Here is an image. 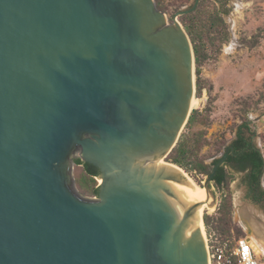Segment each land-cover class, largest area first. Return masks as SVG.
I'll return each instance as SVG.
<instances>
[{"label": "water", "instance_id": "95a60500", "mask_svg": "<svg viewBox=\"0 0 264 264\" xmlns=\"http://www.w3.org/2000/svg\"><path fill=\"white\" fill-rule=\"evenodd\" d=\"M199 2L170 22L156 0H0V264H210L216 169L200 190L166 162L196 93L179 17ZM76 150L99 200L76 193Z\"/></svg>", "mask_w": 264, "mask_h": 264}, {"label": "rangeland", "instance_id": "374dc122", "mask_svg": "<svg viewBox=\"0 0 264 264\" xmlns=\"http://www.w3.org/2000/svg\"><path fill=\"white\" fill-rule=\"evenodd\" d=\"M163 1L170 22L176 14L191 9L196 2V0ZM201 1L209 6L215 5L222 13L229 38L220 49L216 47L209 50V60L202 73L206 88L201 96L197 94L196 89L194 96L198 103L193 111L199 110L208 116L205 124H199L193 130V132H203L205 136V144L199 155L208 164L220 158L236 137L239 126L248 121L252 132L255 133L253 142L264 157V0ZM186 131L185 127L182 134ZM82 173L81 167L74 166L76 189L85 198H95L86 194L77 184ZM187 174L198 187L204 189L207 177ZM244 179V173L236 172L232 173L228 184L224 187L218 188L211 183L215 204L213 209L204 211L203 219L206 213L218 216L217 212L222 200L227 199L233 207L234 227L231 240L247 237L248 240L253 238L264 245V233L259 234L254 229L257 225L262 232L264 231V202L255 204L248 198ZM97 180L100 185L101 180L99 178ZM261 185L264 190V172ZM250 210L255 214L250 213ZM204 231L209 250L210 241H216L215 235L209 237L210 229H207L206 225ZM256 258L259 264H264V256H256Z\"/></svg>", "mask_w": 264, "mask_h": 264}, {"label": "trees", "instance_id": "16d2710c", "mask_svg": "<svg viewBox=\"0 0 264 264\" xmlns=\"http://www.w3.org/2000/svg\"><path fill=\"white\" fill-rule=\"evenodd\" d=\"M158 8L167 13L163 0H156ZM180 23L183 25L187 34L190 37L194 48L195 63H196V89L199 96L202 95L206 88V82L202 77L203 68L209 60V50L216 48L220 49L229 38L227 24L218 8L213 5H206L203 1L199 3L197 8L188 14L180 17ZM208 121V116L199 110L193 111L184 132L166 162L174 164L187 173H192L194 177L199 175L209 177L212 175L215 167L220 162L219 159L214 160L211 164L199 155L205 144V136L203 132H193L199 124H205ZM255 133L252 132L249 122L246 121L239 126L237 139L234 140L232 146L229 147V152L225 163L218 167L214 177L213 184L220 188L228 184L232 176L229 167L234 168L237 172H243L248 168L251 173L248 175L247 182L250 190L248 198L255 204L264 202V190L261 185V179L264 172V157L259 148L253 142ZM76 165H84L82 176L77 180V184L84 190L86 194L93 197L99 196V183L97 176L100 174L99 169L85 163L81 159L75 161ZM233 207L232 203L223 199L217 215H204V223L208 231L209 237L215 235L216 241L213 244L216 248H224V258L220 264H240L239 257L234 254L236 241L231 240V232L233 230Z\"/></svg>", "mask_w": 264, "mask_h": 264}, {"label": "built area", "instance_id": "2783aa9c", "mask_svg": "<svg viewBox=\"0 0 264 264\" xmlns=\"http://www.w3.org/2000/svg\"><path fill=\"white\" fill-rule=\"evenodd\" d=\"M213 244V241H210L209 244V254H210V264H220V262L224 258V248L218 247L216 248ZM234 254L239 257L240 264H259L256 253L249 243L247 237L241 238L236 241Z\"/></svg>", "mask_w": 264, "mask_h": 264}, {"label": "flooded vegetation", "instance_id": "af4514ba", "mask_svg": "<svg viewBox=\"0 0 264 264\" xmlns=\"http://www.w3.org/2000/svg\"><path fill=\"white\" fill-rule=\"evenodd\" d=\"M237 139V135H236V137L233 139V141L231 142V144L230 145H228L227 147H226V149L224 150V152H223V154H222V156L220 157V158H218L220 161L221 160H224L223 161V163L221 164V165H223L224 163H225V160H226V157H227V155H228V152H229V147H233L232 146V143L234 142V140H236ZM234 148V147H233ZM234 150V149H233ZM77 159H81V160H83L82 158H81V155H80V153L78 152V150H76V151H74V153H73V155L71 156V161H73L74 163H75V161L77 160ZM86 163V162H85ZM89 164V163H88ZM90 165H92V164H90ZM221 165H219V163H218V165L215 167V169H216V171H217V169H218V167H220ZM75 166H78V167H81L82 168V170H84L85 169V166L84 165H76L75 164ZM92 166H94V165H92ZM95 167V166H94ZM97 168V167H96ZM97 169H99V168H97ZM214 169V170H215ZM229 170L232 172V173H236L237 171L236 170H234V168H232V167H229ZM99 171H100V174L97 176V178L101 175V170L99 169ZM216 171H215V173H216ZM214 172V171H213ZM215 173H214V175H215ZM242 173H244L245 174V183H246V187H247V196H248V192H249V190H250V187H249V184H248V182H247V179H248V175L251 173V169L250 168H248L247 170H245V171H243ZM212 184H213V180H212V182H211ZM99 188H100V185H99ZM76 193H77V195L78 196H80V197H82V198H85L83 195H81L79 192H78V190L76 191ZM85 199H88V198H85ZM100 199V191H99V196L98 197H95V200H99ZM88 200H90V199H88ZM260 204H262V203H260Z\"/></svg>", "mask_w": 264, "mask_h": 264}, {"label": "bare ground", "instance_id": "6f19581e", "mask_svg": "<svg viewBox=\"0 0 264 264\" xmlns=\"http://www.w3.org/2000/svg\"><path fill=\"white\" fill-rule=\"evenodd\" d=\"M197 100L195 99V98H193V103H192V109L197 105ZM188 178L194 183V185L196 186V187H198L196 184H195V182L188 176ZM200 190H205V189H201L200 187H198ZM214 207V206H213ZM213 207H209L207 204H203L202 206H201V210H200V221H201V225H202V229H203V232H204V235H205V231H204V222H203V213H204V211L205 210H207V209H213ZM250 213H254L255 214V212H253V210H250ZM249 214V213H248ZM258 218V217H257ZM249 225H251V224H249ZM256 225V224H255ZM262 225V224H261ZM253 227V226H252ZM259 234H263L264 233V231L262 232V230H261V228H260V226H255V228H254ZM248 239V238H247ZM249 243L252 245V247H253V249H254V251H255V253H256V255L258 256V257H262V256H264V245L261 243V242H257L256 240H254L253 238H249Z\"/></svg>", "mask_w": 264, "mask_h": 264}]
</instances>
